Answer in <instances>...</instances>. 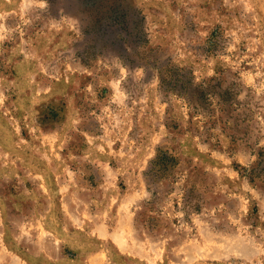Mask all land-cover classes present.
Returning a JSON list of instances; mask_svg holds the SVG:
<instances>
[{"label": "rangeland", "instance_id": "obj_1", "mask_svg": "<svg viewBox=\"0 0 264 264\" xmlns=\"http://www.w3.org/2000/svg\"><path fill=\"white\" fill-rule=\"evenodd\" d=\"M0 264H264V0H0Z\"/></svg>", "mask_w": 264, "mask_h": 264}, {"label": "trees", "instance_id": "obj_2", "mask_svg": "<svg viewBox=\"0 0 264 264\" xmlns=\"http://www.w3.org/2000/svg\"><path fill=\"white\" fill-rule=\"evenodd\" d=\"M174 162H175V158L169 155L167 156L165 154L163 158H158V160L155 163H153L151 169H149V173L150 174L152 173L154 175V173H157L158 171L162 170L163 167L167 168L169 165H171Z\"/></svg>", "mask_w": 264, "mask_h": 264}]
</instances>
